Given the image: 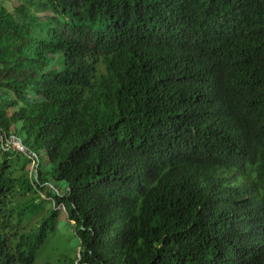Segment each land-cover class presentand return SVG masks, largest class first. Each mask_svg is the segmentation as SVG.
Wrapping results in <instances>:
<instances>
[{
	"label": "trees",
	"instance_id": "16d2710c",
	"mask_svg": "<svg viewBox=\"0 0 264 264\" xmlns=\"http://www.w3.org/2000/svg\"><path fill=\"white\" fill-rule=\"evenodd\" d=\"M38 191L67 264H264V0H0V264Z\"/></svg>",
	"mask_w": 264,
	"mask_h": 264
},
{
	"label": "rangeland",
	"instance_id": "374dc122",
	"mask_svg": "<svg viewBox=\"0 0 264 264\" xmlns=\"http://www.w3.org/2000/svg\"><path fill=\"white\" fill-rule=\"evenodd\" d=\"M2 1L8 8L12 6V2H14V4L18 2V0ZM11 139H13L12 136L3 138V146H9L12 147V149L18 150V148H16L17 146L11 143ZM19 150L24 151L25 153L27 152V149L23 145ZM39 159L41 161V169L46 170L49 167V163L47 162L44 154L41 153ZM50 183L51 191H53L52 184L57 185L59 188L64 186V183L61 181ZM38 193L40 194L41 191H38ZM40 195L44 200L40 201V207L38 208L39 210L36 213L26 214L23 219V224L27 228H33L35 224L42 218V216H45L51 208H55V219L54 229L47 233L44 243L41 245L36 254L35 264H67L70 261L78 259L79 241L71 222H69L66 217V212L63 205L54 204L52 197L47 196L46 194H44V196L43 194Z\"/></svg>",
	"mask_w": 264,
	"mask_h": 264
},
{
	"label": "built area",
	"instance_id": "2783aa9c",
	"mask_svg": "<svg viewBox=\"0 0 264 264\" xmlns=\"http://www.w3.org/2000/svg\"><path fill=\"white\" fill-rule=\"evenodd\" d=\"M12 137H13V136H12ZM6 138H8V137H6ZM11 143L17 146L16 148H18V151H21V150H19V149H20V147H22V144H21V142H20L17 138L13 137V139H11ZM18 146H19V147H18ZM8 147H9V146H8ZM10 148L12 149V147H10ZM16 150H17V149H16Z\"/></svg>",
	"mask_w": 264,
	"mask_h": 264
}]
</instances>
